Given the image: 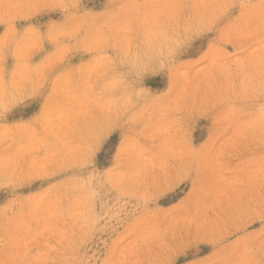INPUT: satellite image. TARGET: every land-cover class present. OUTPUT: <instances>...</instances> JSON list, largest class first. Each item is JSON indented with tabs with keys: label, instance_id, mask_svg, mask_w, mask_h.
Here are the masks:
<instances>
[{
	"label": "rangeland",
	"instance_id": "1",
	"mask_svg": "<svg viewBox=\"0 0 264 264\" xmlns=\"http://www.w3.org/2000/svg\"><path fill=\"white\" fill-rule=\"evenodd\" d=\"M0 264H264V0H0Z\"/></svg>",
	"mask_w": 264,
	"mask_h": 264
}]
</instances>
